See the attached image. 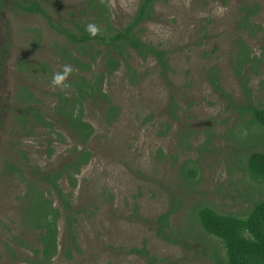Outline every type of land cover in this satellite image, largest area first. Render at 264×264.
Instances as JSON below:
<instances>
[{
	"label": "rangeland",
	"instance_id": "rangeland-1",
	"mask_svg": "<svg viewBox=\"0 0 264 264\" xmlns=\"http://www.w3.org/2000/svg\"><path fill=\"white\" fill-rule=\"evenodd\" d=\"M49 1L55 21L93 20L89 0ZM139 2L107 0L108 23L122 28ZM245 6L254 11L246 29L240 27ZM140 30L144 42L168 51L170 84L152 57L143 60L128 50L131 71L122 65L103 82L118 110L115 120L106 121L105 102H85L83 119L93 134L78 145L54 115L53 94L60 87L49 83L66 64L59 50L67 40L39 14L17 12L8 3L0 8V264H37L42 258V231L29 221L24 180L34 168L58 169L75 146L91 158L75 175L74 188L65 176L60 180L63 192H71L73 210L70 233L64 212L58 217L53 264H146L133 251L142 248L176 264H212L210 249L222 246L200 228L196 210L206 205L245 217L264 197V183L246 169L249 152L264 150V129L244 110L246 93L254 106L264 107V0L158 2L154 19ZM241 50L249 56L243 66ZM69 52L89 61L73 47ZM67 64L73 68L67 80L73 72L89 78L103 70L101 57L90 70ZM23 87L38 101L19 102L17 97H31ZM30 106L50 115L52 132L32 112L30 126L19 123ZM40 188L54 208L61 207L46 185ZM170 197L180 203L170 220L178 243L155 232Z\"/></svg>",
	"mask_w": 264,
	"mask_h": 264
},
{
	"label": "trees",
	"instance_id": "trees-1",
	"mask_svg": "<svg viewBox=\"0 0 264 264\" xmlns=\"http://www.w3.org/2000/svg\"><path fill=\"white\" fill-rule=\"evenodd\" d=\"M165 1L167 0H140L131 20L122 28H114L108 23L109 13L105 4L107 0H89L87 5L90 12L89 17L93 20L86 23H83L81 19L67 21L70 23H65L61 18L55 21L50 11L52 5L49 4V0H0V8L8 3L17 12L41 15L50 28L63 36L68 45L60 49L59 53L65 63H71L80 70H90L92 63H95L99 57L102 58V71L93 72L89 78L73 72L71 78L67 80L68 87H60L53 94L56 97L54 115L56 118L63 119L64 126L70 130L78 145H86L93 134V127L83 119L85 102L95 100L105 102L108 105L105 110L106 121L110 124L115 120L118 110L111 105V100L106 96L103 82L122 65L127 71H131L128 63V50H133L143 60L152 57L164 80L170 84L171 69L168 51L144 42L139 35L141 25L154 19L156 3ZM242 11L244 16L241 17L240 27L246 29L254 11L246 6L242 8ZM89 22L99 27L100 31L97 35L91 36L85 31V25ZM72 47L81 58H88L89 61H83L69 52V48ZM239 54L241 55L239 66H243L249 61V56L245 50H241ZM24 89L25 94L31 97L27 100L24 95L22 98L17 97L19 102L32 104L38 101L27 88L23 87ZM246 102L244 110L250 114L252 123L264 129V107L254 106L249 100V93H246ZM23 111L24 114L19 115V123L23 127L30 126L28 113L32 112L35 122L52 132L53 122L49 119L50 115L41 114L31 106ZM90 158L91 154L88 150L77 149L75 146L69 160L64 161L58 169L43 172L39 168H34L28 172L29 175L24 180L28 198L26 211L30 223L42 231L41 248L37 250L42 258L37 260V264H53L51 259L57 249L56 223L61 211L64 212L70 233L69 216L73 210L70 203L71 192H63L60 180L65 176L70 188H74L76 186L75 175L90 161ZM246 169L253 180L264 183V150L249 152ZM9 171H17L20 175L22 173L16 166H10ZM187 173L191 176L192 171H187L183 176L186 177ZM41 185H46L47 191L54 194L60 208L53 207V202L45 197V192L40 188ZM179 209V201L170 197L167 208L157 216L154 222L156 235L167 242L178 243L172 233L170 220ZM196 219L200 228L217 239L222 246L221 249L217 247L210 249L212 264H264V197L253 203L245 217L220 214L209 206L201 205L196 210ZM133 251L144 255L148 259L146 264H167V262L176 264L167 259H157L144 248Z\"/></svg>",
	"mask_w": 264,
	"mask_h": 264
},
{
	"label": "clouds",
	"instance_id": "clouds-1",
	"mask_svg": "<svg viewBox=\"0 0 264 264\" xmlns=\"http://www.w3.org/2000/svg\"><path fill=\"white\" fill-rule=\"evenodd\" d=\"M223 9H217V12H222ZM85 31L91 35L95 36L97 33L100 31L99 27L92 22H89L88 24L85 25ZM73 71V68L71 67L70 64H64L62 66V70L58 72L52 73V77L50 80V85L54 87H68V82H67V77L69 74Z\"/></svg>",
	"mask_w": 264,
	"mask_h": 264
}]
</instances>
